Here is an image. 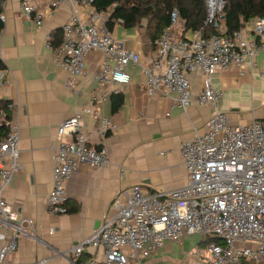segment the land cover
I'll return each mask as SVG.
<instances>
[{
    "label": "built area",
    "instance_id": "2783aa9c",
    "mask_svg": "<svg viewBox=\"0 0 264 264\" xmlns=\"http://www.w3.org/2000/svg\"><path fill=\"white\" fill-rule=\"evenodd\" d=\"M72 1L89 10L88 18L79 17ZM65 3H72L73 14L60 28L59 44L54 46L52 37H46L52 62L62 72L68 76L81 74L87 55L98 51L103 54L96 75L99 88L112 85L111 93L119 94L131 81L127 68H141L145 93L171 100L183 112L193 99L188 76L197 73L200 90L196 104L212 108L204 133L179 144L185 185L168 192H149L135 185L119 193L113 201L112 214L67 252L71 263L78 264L76 261L90 247L101 252V259H89L85 264H141L168 244L195 235L204 241L218 240L205 243L204 253L197 249L192 255L203 264H264V121L252 119L244 125L231 126L228 115L219 108L222 94L212 84L214 74L219 71L238 68L239 74L244 75L248 64V72L252 73L254 58L264 54V19L250 21V34L242 29L231 36L206 38L193 32L190 38H184L175 37L179 15L173 9L168 26L157 41V58L150 67H143L138 54L125 50L106 29L103 24L106 13L96 11L93 0H51L43 10H35L24 1L21 13L28 18L34 15L36 26L42 27L45 17ZM205 3L206 23L211 24L221 12L223 2L205 0ZM0 20L4 23V17L0 16ZM1 37L0 30V41ZM7 84L0 72V88ZM106 100L107 93L99 97L100 102ZM83 111L98 122L97 136L104 137L112 129L111 122L96 109ZM80 117L73 115L57 130L58 145L47 197L49 215L67 213L66 182L78 166L100 170L111 165L107 151L93 145L95 135L81 131ZM6 126L7 133L0 139V195L20 170L19 127L13 120ZM32 228L30 220L20 219L0 198V264H8L18 239Z\"/></svg>",
    "mask_w": 264,
    "mask_h": 264
},
{
    "label": "crops",
    "instance_id": "0c3cea01",
    "mask_svg": "<svg viewBox=\"0 0 264 264\" xmlns=\"http://www.w3.org/2000/svg\"><path fill=\"white\" fill-rule=\"evenodd\" d=\"M26 1L43 10L51 0H5L0 41V70L8 84L0 88V100L8 102L11 120L19 127L20 170L15 174L0 198L20 219L33 223L21 236L17 249L8 257V264L34 263L72 264L67 252L88 238L112 214V204L119 193L135 185L149 192H168L186 183V172L178 152L182 141L201 135L211 116L212 108L196 104L200 90L199 74L188 76L192 103L183 112L155 94L149 97L143 84L141 68H127L130 83L120 90L122 104L112 112V85L99 88L96 75L103 54L91 52L86 57L81 74L68 76L52 62V52L46 47V37L69 21L72 3H65L45 17L37 27L34 15L25 17L21 4ZM74 6L81 19L89 10ZM145 22L135 28L114 25L110 32L125 50L136 52L143 67H150L157 58L156 47L144 40ZM175 37L181 34L180 30ZM250 24L244 33L250 34ZM193 32L182 34L190 38ZM252 73L239 74L238 68L216 72L213 86L222 97L220 110L227 114L231 126L244 125L252 119L264 121V54L255 58ZM162 71L159 70V73ZM263 74V75H262ZM107 93V100L99 97ZM94 108L111 124L104 137L97 136L99 124L83 110ZM80 114V129L95 135L91 140L97 148L107 151L111 165L96 170L78 166L66 182L65 215L48 214L47 197L51 190L53 156L58 145L57 130L68 118ZM1 116V115H0ZM123 172V176H120ZM204 239L186 236L179 243L159 249L141 264H203L192 257ZM89 259H101V252L86 248L78 264Z\"/></svg>",
    "mask_w": 264,
    "mask_h": 264
},
{
    "label": "trees",
    "instance_id": "16d2710c",
    "mask_svg": "<svg viewBox=\"0 0 264 264\" xmlns=\"http://www.w3.org/2000/svg\"><path fill=\"white\" fill-rule=\"evenodd\" d=\"M5 0H0V15ZM223 8L215 15L211 24H207L208 9L205 0H93L92 7L96 11L106 13L103 22L111 32L114 25L121 21L125 28H135L145 22L143 27L144 40L151 47H156L163 30L168 26L169 15L176 9L179 15L181 34L200 32L203 37L213 35H232L242 30L254 19H264V0H222ZM3 23L0 20V30ZM61 30L58 29L52 36V44L60 42ZM0 61V70H3ZM112 112L116 113L122 104V95H112ZM8 102L0 100V139L7 133L6 123L11 120V112L7 109ZM218 242L216 238H208L203 243ZM252 264V263H249Z\"/></svg>",
    "mask_w": 264,
    "mask_h": 264
},
{
    "label": "rangeland",
    "instance_id": "374dc122",
    "mask_svg": "<svg viewBox=\"0 0 264 264\" xmlns=\"http://www.w3.org/2000/svg\"><path fill=\"white\" fill-rule=\"evenodd\" d=\"M214 19H215V17H214ZM177 30H180V27L179 28H177ZM176 30V33H177V35H178V31ZM205 244L203 243V245L202 246H196L197 248H199L201 251H202V253H204V246ZM194 252H195V250H194Z\"/></svg>",
    "mask_w": 264,
    "mask_h": 264
},
{
    "label": "water",
    "instance_id": "95a60500",
    "mask_svg": "<svg viewBox=\"0 0 264 264\" xmlns=\"http://www.w3.org/2000/svg\"><path fill=\"white\" fill-rule=\"evenodd\" d=\"M99 150L101 149V148H98Z\"/></svg>",
    "mask_w": 264,
    "mask_h": 264
}]
</instances>
